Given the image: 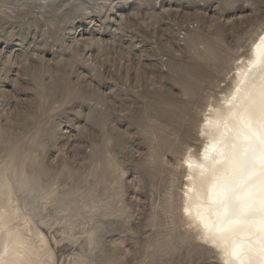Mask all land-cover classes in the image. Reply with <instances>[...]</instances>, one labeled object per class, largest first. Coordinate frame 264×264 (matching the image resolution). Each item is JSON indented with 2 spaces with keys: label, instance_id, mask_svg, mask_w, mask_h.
<instances>
[{
  "label": "rangeland",
  "instance_id": "rangeland-1",
  "mask_svg": "<svg viewBox=\"0 0 264 264\" xmlns=\"http://www.w3.org/2000/svg\"><path fill=\"white\" fill-rule=\"evenodd\" d=\"M263 29L264 0H0V235L38 264H225L185 164Z\"/></svg>",
  "mask_w": 264,
  "mask_h": 264
},
{
  "label": "bare ground",
  "instance_id": "bare-ground-1",
  "mask_svg": "<svg viewBox=\"0 0 264 264\" xmlns=\"http://www.w3.org/2000/svg\"><path fill=\"white\" fill-rule=\"evenodd\" d=\"M224 98L206 117L201 154L186 159L183 213L225 264H264V31ZM8 195L0 182V207ZM20 243L0 235V264H38L34 251L17 254Z\"/></svg>",
  "mask_w": 264,
  "mask_h": 264
}]
</instances>
